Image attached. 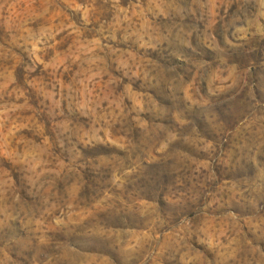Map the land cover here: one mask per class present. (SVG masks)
Masks as SVG:
<instances>
[{"label": "rangeland", "instance_id": "374dc122", "mask_svg": "<svg viewBox=\"0 0 264 264\" xmlns=\"http://www.w3.org/2000/svg\"><path fill=\"white\" fill-rule=\"evenodd\" d=\"M0 264H264V0H0Z\"/></svg>", "mask_w": 264, "mask_h": 264}]
</instances>
